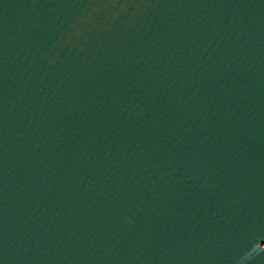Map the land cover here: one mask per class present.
Segmentation results:
<instances>
[{"label":"water","instance_id":"obj_1","mask_svg":"<svg viewBox=\"0 0 264 264\" xmlns=\"http://www.w3.org/2000/svg\"><path fill=\"white\" fill-rule=\"evenodd\" d=\"M0 264H264V0H0Z\"/></svg>","mask_w":264,"mask_h":264}]
</instances>
